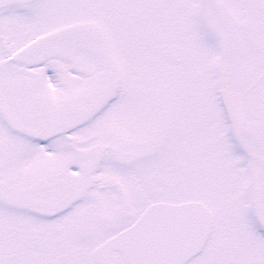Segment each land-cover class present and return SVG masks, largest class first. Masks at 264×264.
<instances>
[{
	"label": "snow or ice",
	"instance_id": "snow-or-ice-1",
	"mask_svg": "<svg viewBox=\"0 0 264 264\" xmlns=\"http://www.w3.org/2000/svg\"><path fill=\"white\" fill-rule=\"evenodd\" d=\"M0 264H264V0H0Z\"/></svg>",
	"mask_w": 264,
	"mask_h": 264
}]
</instances>
